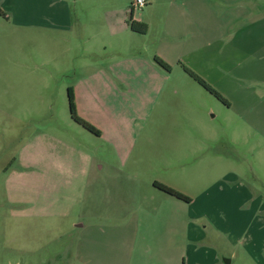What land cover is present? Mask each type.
Wrapping results in <instances>:
<instances>
[{
  "label": "rangeland",
  "instance_id": "rangeland-1",
  "mask_svg": "<svg viewBox=\"0 0 264 264\" xmlns=\"http://www.w3.org/2000/svg\"><path fill=\"white\" fill-rule=\"evenodd\" d=\"M149 10L145 7L135 12L134 18L166 20L167 13L159 11L152 17ZM220 13L216 8L208 13L202 42L195 44L191 34L192 39H185L186 47L170 57L173 74L169 85L153 96L147 94L150 98L124 89L110 91L98 82L87 85L93 75L74 71L85 59L78 50V29L64 34L48 31L39 40L35 30L24 37L22 30L11 28L7 34L8 28L0 26V69L16 74L0 76V264H167L158 254L150 251L144 255L134 249L144 223L145 232L154 237L152 222L119 215L136 211L142 199L135 194L146 193L147 187L118 183L109 175L106 188L87 182L88 166L106 159L100 156L108 147L102 135L109 131L106 119L125 117L124 103L137 106L150 99L157 103L155 118L150 117L143 130L138 125L132 129L135 147L149 152L146 165H161L168 134L189 136L181 141H185V149L190 148L191 166L186 174L191 182L185 179L180 186L190 198L210 190L222 170L225 172V165L208 168L210 172L200 166L207 151L216 150L238 162L235 170L256 198L264 196V1L246 7L241 3L239 21L233 28L220 26ZM71 14L77 19V12ZM117 16L112 12L106 18V12L98 9L87 18L102 26ZM100 33L104 43L113 41L106 29ZM232 33L237 37L232 38ZM128 35L136 38L130 44L134 50L144 52V58L151 56L152 51L143 47L145 37ZM156 35L154 27L151 36ZM95 48L92 55L96 61L115 53H98ZM186 70L204 80L226 102L217 100ZM83 79L76 103L81 118L102 133L100 137L82 130L71 119L68 90L77 88ZM214 130L220 138L218 145L209 143ZM44 147L48 155L41 159L35 150ZM155 152L160 154L154 156ZM179 159L175 157V166ZM42 166L47 169L42 170ZM5 168L7 172L2 171ZM143 174V180L150 175ZM182 175L176 171L172 178L176 184ZM105 194L110 196L104 198Z\"/></svg>",
  "mask_w": 264,
  "mask_h": 264
},
{
  "label": "crops",
  "instance_id": "crops-1",
  "mask_svg": "<svg viewBox=\"0 0 264 264\" xmlns=\"http://www.w3.org/2000/svg\"><path fill=\"white\" fill-rule=\"evenodd\" d=\"M132 1L0 0V10L4 13V16L0 15V26L8 28L7 34H10L11 28L22 30L20 32L24 37H28V33L35 30V33L40 35L39 40L44 39L48 31L64 34L78 29V35L81 36L78 50L83 52L82 56L85 59L75 65L74 71L78 74L93 75L86 82L87 85L98 82L110 91L124 89L150 98L147 94L152 93L153 96L161 87L168 86L173 74V70L166 71L156 59L169 65L170 57H175L179 49L186 47L185 39H192L191 34L195 44L202 42V38L206 37L202 26L205 27L209 12L216 8L221 12L220 26L233 28L239 21L241 3L246 7L247 4L253 5L256 1L260 5L264 0H148L147 8L150 9L148 15L152 14L154 17L159 11L162 14L167 13L168 20L166 18L157 22L153 19L145 22L136 19L131 10L129 15L128 10L131 9L129 4L131 6ZM98 9L106 12V18L110 13L115 12L118 15L117 19L102 22V26L97 25V21L88 19L87 16ZM72 12L78 13L77 19H72ZM131 15L134 22L147 25L146 34H137L130 29L127 17ZM154 27L158 29V35L152 37L151 31ZM102 29L108 31L113 41L104 43L100 33ZM129 33L146 38L143 47H147L149 52L152 51L151 56L144 58V52L134 50L136 47L130 44L135 42L136 38L128 35ZM233 36L237 37V34L232 33L231 37ZM95 47H98V53L102 50L115 53L111 57L105 56L96 61L92 55ZM119 49L126 51L121 53ZM230 52L232 53L231 50ZM5 74L16 75L14 70L0 69V76ZM6 79L10 81V78ZM84 81V79L80 80L77 88L72 89L80 117L82 113L76 102L79 85H84ZM174 87L173 85V91H177L175 89L177 87ZM123 112L125 115L123 118L106 119L109 131H105V135L101 134L108 147L100 153V156L106 159L88 166L90 173L87 182L93 187L102 185L106 188L108 184L105 179L110 176L118 183L130 182L138 188L142 185L147 187L146 193L140 191L135 194L137 199H142L138 202L140 205L136 211L119 214L123 219L134 217L139 221L152 222L154 237L151 238L145 232L147 229L144 223L142 236L137 235L136 238L134 246L136 252L140 249L146 255L151 251L153 254H158L156 256L167 264L177 262L227 264V261L229 264H264V196L255 197L241 174L235 170L239 165L238 162L218 150L207 151V157L200 165L204 171L210 172L208 168L218 169L224 165L226 169L225 172L222 170V174L218 176L210 190L192 199L180 186L184 185L185 179L186 183L191 182V177L186 174L191 166L187 154L190 148L185 149V141H181V139H189V136L186 133L168 134L164 138V143L168 147L164 151L160 150L163 154L160 157L161 165H146L145 158L149 152L144 148L135 147L136 136L132 133V129L138 125L143 130L148 119L155 118L157 103L155 105L154 99L142 100L137 106L124 103ZM181 134L182 138H179ZM210 139L209 143L218 145L220 138L215 130ZM35 152L39 153L41 159L48 155L45 147ZM159 154L155 152L154 156ZM176 156L180 158L178 166L174 165ZM110 157L115 158L117 163L113 164ZM45 169L47 168L42 166V170ZM177 170L183 172L178 184L172 179ZM2 171L7 172L8 168ZM142 173L150 175L143 180ZM156 183L177 190L191 201L186 203L165 194L155 187ZM211 190L214 192L211 193ZM109 196L105 194L104 198ZM149 201H152L153 205L150 209L147 208Z\"/></svg>",
  "mask_w": 264,
  "mask_h": 264
},
{
  "label": "trees",
  "instance_id": "trees-1",
  "mask_svg": "<svg viewBox=\"0 0 264 264\" xmlns=\"http://www.w3.org/2000/svg\"><path fill=\"white\" fill-rule=\"evenodd\" d=\"M0 15L4 16V13L1 10H0ZM128 24H129L130 29L137 34H146V32H147V25L134 22L132 15L130 16ZM156 62L166 71H170V66L167 65L166 63H164V61L157 58ZM186 71L190 74V76L197 83H199L204 89H206L217 100L222 101L223 103L226 102L225 99L219 93H217L211 87H209L204 80H202L198 76L194 75L189 70H186ZM68 98H69V108H70V114H71L72 120L76 124H78L79 126L83 127L86 131H88V132H90L96 136H100L101 133L93 125L89 124L88 122L83 120L78 115L76 105H75L74 93H73V90L71 88L68 90ZM155 187L157 189H159L160 191L164 192L165 194H167V195H169V196H171L177 200H180V201H183L186 203H189L191 201V199L189 197L185 196L184 194L178 192L177 190H175L173 188L167 187V186L159 184V183H156Z\"/></svg>",
  "mask_w": 264,
  "mask_h": 264
},
{
  "label": "built area",
  "instance_id": "built-area-1",
  "mask_svg": "<svg viewBox=\"0 0 264 264\" xmlns=\"http://www.w3.org/2000/svg\"><path fill=\"white\" fill-rule=\"evenodd\" d=\"M148 0H133L131 4V11L134 14L135 12L141 11L148 6Z\"/></svg>",
  "mask_w": 264,
  "mask_h": 264
},
{
  "label": "water",
  "instance_id": "water-1",
  "mask_svg": "<svg viewBox=\"0 0 264 264\" xmlns=\"http://www.w3.org/2000/svg\"><path fill=\"white\" fill-rule=\"evenodd\" d=\"M227 264H229V261H227Z\"/></svg>",
  "mask_w": 264,
  "mask_h": 264
}]
</instances>
